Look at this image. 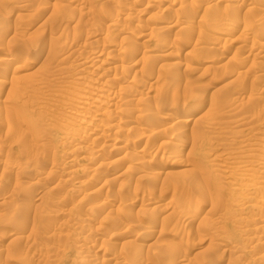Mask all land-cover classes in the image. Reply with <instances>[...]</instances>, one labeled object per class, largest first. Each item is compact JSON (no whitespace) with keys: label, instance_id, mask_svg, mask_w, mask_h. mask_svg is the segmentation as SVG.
<instances>
[{"label":"rangeland","instance_id":"374dc122","mask_svg":"<svg viewBox=\"0 0 264 264\" xmlns=\"http://www.w3.org/2000/svg\"><path fill=\"white\" fill-rule=\"evenodd\" d=\"M0 264H264V0H0Z\"/></svg>","mask_w":264,"mask_h":264},{"label":"bare ground","instance_id":"6f19581e","mask_svg":"<svg viewBox=\"0 0 264 264\" xmlns=\"http://www.w3.org/2000/svg\"><path fill=\"white\" fill-rule=\"evenodd\" d=\"M108 31V30H107ZM224 31V30H223ZM215 34V33H214ZM207 36V35H206ZM209 43V42H208ZM101 55V54H100ZM35 60V59H34ZM93 62V61H92ZM121 63V62H120ZM105 64V63H104ZM97 71V70H96ZM109 71V70H108ZM243 90V89H242ZM168 101V100H167ZM156 108V107H155ZM73 109V108H72ZM158 110V109H157ZM154 114V113H153ZM153 114H150V115H153ZM150 117V116H149ZM147 118V117H146ZM149 119V118H148ZM78 120V119H77ZM176 120V119H175ZM157 121V120H156ZM150 122V121H149ZM160 126V125H159ZM158 126V127H159ZM16 133V132H15ZM82 138V137H81ZM88 153V152H87ZM89 154V153H88ZM89 159V158H88ZM51 176V175H50ZM258 177V176H257ZM259 179V178H258Z\"/></svg>","mask_w":264,"mask_h":264}]
</instances>
